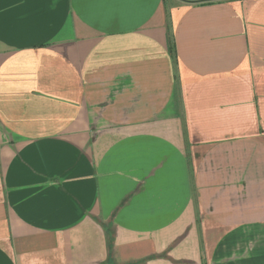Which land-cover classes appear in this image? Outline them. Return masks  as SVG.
<instances>
[{"label": "crops", "instance_id": "1", "mask_svg": "<svg viewBox=\"0 0 264 264\" xmlns=\"http://www.w3.org/2000/svg\"><path fill=\"white\" fill-rule=\"evenodd\" d=\"M109 260L264 264V0H0V264Z\"/></svg>", "mask_w": 264, "mask_h": 264}, {"label": "trees", "instance_id": "2", "mask_svg": "<svg viewBox=\"0 0 264 264\" xmlns=\"http://www.w3.org/2000/svg\"><path fill=\"white\" fill-rule=\"evenodd\" d=\"M113 234L111 231H109V240L112 241ZM110 256V254H109ZM109 264H111V260H109Z\"/></svg>", "mask_w": 264, "mask_h": 264}]
</instances>
